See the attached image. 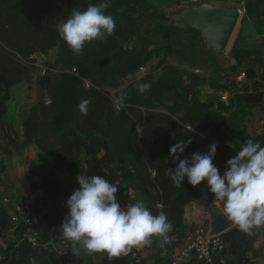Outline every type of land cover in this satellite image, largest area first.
<instances>
[{
    "label": "trees",
    "instance_id": "16d2710c",
    "mask_svg": "<svg viewBox=\"0 0 264 264\" xmlns=\"http://www.w3.org/2000/svg\"><path fill=\"white\" fill-rule=\"evenodd\" d=\"M103 2L0 0V113L10 98L11 87L26 79L31 70L22 61L24 57L33 52L46 54L56 47L55 62L75 68L78 76L70 71L48 72L49 102L40 100L30 107L22 124L24 139L43 150L56 173L64 178L80 175V153H93L90 167H95L98 173L103 160L109 159L116 166L111 177L120 178L121 192L132 191L134 204L143 201L154 216L164 211L174 226L171 233H177L183 227L184 207L198 190L189 184L187 176L183 185L176 187L165 170L175 171L185 158L191 165L193 153L209 154L210 145L216 144L213 163L223 176L229 169L227 161L238 154V147L242 150L248 138L264 143V136L250 134L245 127L244 117L248 114L245 108L250 96L233 95V109H228L224 101L211 100L208 95L200 99L194 88L198 75L192 72L161 66L163 76L154 81L149 72L138 84L150 83L149 91L141 93L137 84L130 85L126 91L118 89L122 77L138 71L156 49L180 52L193 65L197 57L201 61L209 57L203 42L192 52L185 42L180 45L173 36L181 31L199 35L200 32L170 24L161 36L164 44L149 48L150 38L157 35L159 25L140 26L139 16L133 15L137 10L134 0H118L114 6L117 7L111 14L116 23L114 35L105 34L90 44L85 42L83 55L73 54L59 35L58 22L65 23L73 8L85 11L88 5ZM149 31L151 34L147 37ZM238 44V39L234 40L229 51L237 62L258 55L239 48ZM82 78L90 81L89 86L85 87ZM108 88L116 90L114 98ZM121 93H126L127 99L118 107L114 101ZM89 98L87 115H83L78 105ZM155 101L161 102L166 111L157 110ZM188 140L191 143L184 153L178 152L179 159L174 158L170 148ZM236 141L240 142L239 146ZM101 148L104 152L97 159L95 155Z\"/></svg>",
    "mask_w": 264,
    "mask_h": 264
},
{
    "label": "crops",
    "instance_id": "0c3cea01",
    "mask_svg": "<svg viewBox=\"0 0 264 264\" xmlns=\"http://www.w3.org/2000/svg\"><path fill=\"white\" fill-rule=\"evenodd\" d=\"M220 8L241 9L242 6L227 5ZM241 14L233 32V35L236 34L234 40L238 39L239 48L258 53L242 63L249 65L251 71L257 73L260 70L264 74V12L250 10L245 14V10H242ZM231 45L228 46L229 51ZM230 58L236 61L233 57ZM28 85L31 87V80ZM27 90L28 93L22 102H17L16 97H13L12 103L8 99L0 113V126L3 127L2 132L0 131V264H65L61 257V248L65 244L69 246L76 264H132L129 256L114 257L110 260L107 252L89 255L84 251L82 242L75 244V248L80 252L79 255H75L72 242L62 236L60 226L70 214L67 201L73 192L80 188L78 176L76 178L71 175L65 178L59 176L46 153L33 142L23 138L22 120L31 106L40 100H46V96L36 97L29 87ZM258 92V96L250 97L248 100L249 106L245 108L248 114L245 115L244 122L248 116L253 115L255 109L259 110L260 117H264V84L258 88ZM237 94L240 92L232 93L224 89L219 93L217 100H221L222 95L233 98V95ZM5 117L9 119L6 120ZM16 119L21 122L18 123ZM252 129L264 136V120L253 121ZM101 155L102 153L98 157ZM88 165L90 166V162ZM80 175H99L109 182L112 179L104 170L98 173L92 167L86 166L82 167ZM205 183L207 180L197 186L196 196L184 207L182 224L186 232L195 225L209 228L212 220L209 209L212 204L227 218L223 212V202L215 199L210 206H205L201 195ZM23 203L30 204L35 225L40 233L39 244L36 246H30L24 239L25 227L22 222L12 220L15 216L23 215L17 212V206ZM253 231L254 235L248 236L235 224L225 229L221 233L225 241V247L221 252L224 262L215 261L212 264H248L249 261L264 264V228ZM169 236L175 243L164 248L159 246V238L153 237L154 242L150 251L143 255L142 264H167L171 254L177 251L183 241L181 239L175 241L173 233ZM188 264L203 263L192 259Z\"/></svg>",
    "mask_w": 264,
    "mask_h": 264
},
{
    "label": "clouds",
    "instance_id": "9594fccd",
    "mask_svg": "<svg viewBox=\"0 0 264 264\" xmlns=\"http://www.w3.org/2000/svg\"><path fill=\"white\" fill-rule=\"evenodd\" d=\"M109 7V0H104L88 5L85 11L72 9L71 17L59 26L58 32L73 54L83 55L85 42L90 44L105 34H115V20L105 12ZM138 89L144 93L151 89V84H140ZM126 99L127 94L121 93L114 103L122 107ZM90 102V98L84 99L78 105L83 115H87ZM190 143L191 140L177 142L170 154L179 159L177 153H184ZM210 149L209 154L193 153L191 165L187 158L180 160L175 171L167 168L165 175L176 187L183 185L185 176L193 187L207 180L215 199L223 202L227 218L252 236L254 229L264 228V147L248 138L242 150L227 161L229 169L223 176L213 163L216 144L210 145ZM77 179L80 188L68 199L70 214L60 226L62 236L72 242L75 255L80 254L75 248L77 242H82L89 255L107 252L110 260L128 256L133 248L151 246L153 237L159 238L161 248L172 243L169 234L174 226L164 211L154 216L143 201L122 211L116 200L115 183L99 175H78Z\"/></svg>",
    "mask_w": 264,
    "mask_h": 264
},
{
    "label": "rangeland",
    "instance_id": "374dc122",
    "mask_svg": "<svg viewBox=\"0 0 264 264\" xmlns=\"http://www.w3.org/2000/svg\"><path fill=\"white\" fill-rule=\"evenodd\" d=\"M213 2V3H212ZM110 7L105 10L107 15H111L117 7H114L115 5L118 4V0H109ZM213 4L214 7L220 8V7H227L229 6H242V10H245L248 13L250 10L252 12H264V0H221L219 2H215L214 0H198L195 4L200 5V4ZM192 3L191 0H134V5L136 6L137 10L136 12L133 13L135 16L134 18H140V26L149 28L150 26H155L159 25V29L157 30V35L153 34L150 38V45L149 48L152 46H157L160 44H164L161 40V36L166 32V26H168L169 22V17L168 14L172 12L176 8H181V7H188ZM112 6V7H111ZM241 16H244V14ZM63 21L58 22V26L63 24ZM149 25V26H148ZM238 28V27H237ZM238 30V29H237ZM178 32V31H177ZM151 32L147 34V37H149ZM234 34V33H233ZM201 35V34H200ZM199 34L195 33H190V32H178L174 36L175 39L179 41L180 45L184 44L186 47L190 48L193 52V50L197 49L198 46L201 45L203 42V38L201 40ZM202 37V36H201ZM236 34L232 35L231 38V43L235 39ZM103 38V37H101ZM186 40V41H183ZM229 45V47H230ZM206 47V46H205ZM207 48V47H206ZM208 49V48H207ZM209 50V51H208ZM206 50L204 48V51L206 54L209 56L207 61H201L199 57H197V62L196 64H191V62L186 59L184 60L180 54V52H177L175 50L173 51H166L164 49H156L154 52H152L148 57L147 61L139 68L138 71H136L133 74H128L125 77H122L120 80V86L118 87L119 90L126 91L128 90L130 85L134 84H139L142 78H145L147 73L151 72L154 78V81L158 78L163 76L164 70H162L161 66H170L172 68H175L180 71H186V72H192L195 75H198V81L195 83L194 88L195 90H198V95L200 99L206 98L208 95L211 100H217L219 93L221 91H224V89H228L229 92L232 93H239L242 96H258V88L261 87V85L264 84V74L261 73L260 70H258L257 73L255 71H251L249 65H245L244 63L237 62L232 60L230 58L229 53V48H227L223 52H216L214 50L208 49ZM31 54H35L37 56V60L35 61V64L38 66L30 65L31 70L27 74V78L18 82L17 84L13 85L10 89V101L14 100L13 97L18 98L17 102H22L23 97L25 96L26 93H28L27 88L31 89L32 93L36 96L42 98L46 96L45 102H49V93H48V72L53 71H70L71 73L75 74L78 76V71L75 69V71H72V68H67L64 66H61L55 62L57 51L56 47H53L52 49H49L46 54H43L41 52H33ZM29 54V55H31ZM27 55V56H29ZM25 56L24 58H27ZM166 58L165 61L159 62L161 58ZM201 57V56H200ZM40 68L45 69V73L41 72ZM84 80V85L85 87L89 86L90 81L86 78H82ZM29 80H31V87L28 85ZM186 82V80H185ZM189 84L188 80L186 82ZM196 86V87H195ZM108 93L110 96L114 98L115 96V91L112 88H108ZM27 96V95H26ZM8 102V103H9ZM173 102V101H172ZM12 103V102H11ZM155 107L159 111H166V109L163 107V105H160L161 102L157 103V101L154 102ZM174 103V102H173ZM259 104V103H257ZM14 105V104H13ZM177 105V104H176ZM180 105V104H179ZM246 106L247 105L246 103ZM16 107V106H15ZM1 110V109H0ZM11 110V109H10ZM17 110V108L15 109ZM117 110V108H116ZM259 110H254L252 116H248L244 122L245 127H247V130L250 134H257L255 131H253V121L255 120H264V117H260V113L258 112ZM16 115V111H15ZM19 116V115H18ZM6 120L9 118L5 117ZM4 119V120H5ZM17 120V119H16ZM18 123L20 120H17ZM21 122V121H20ZM23 123V120H22ZM186 128H189L187 124H185ZM0 126V131L2 132ZM24 138V134H23ZM234 142V141H233ZM230 142H227L229 144ZM237 145L239 146L240 142L236 141ZM232 144V143H231ZM261 145H264L263 142H260ZM233 145V144H232ZM241 150L240 147H238V152ZM104 152L103 149L101 148L99 151L96 153L97 159L99 158V154ZM93 153L88 152L86 155L85 154H79V159L82 167L86 166L89 167L88 162H91L93 159L90 158V155ZM99 161V160H98ZM104 165H100L102 170H104L107 174L108 177L111 176L112 170L115 169V164L110 163L109 159H104ZM110 165V166H109ZM95 167L92 166V169ZM112 178V177H111ZM114 180L111 179L110 182ZM113 182V181H112ZM129 192V190H127ZM126 194L121 192L120 189V196H125ZM117 197V196H116ZM200 226V225H197ZM195 226H192V229L195 228ZM191 229V230H192ZM191 230H188L186 232L185 228L182 227L180 229H177V233H173L174 240L176 241L177 239L183 240V238L191 232ZM175 242L173 241L172 244Z\"/></svg>",
    "mask_w": 264,
    "mask_h": 264
},
{
    "label": "built area",
    "instance_id": "2783aa9c",
    "mask_svg": "<svg viewBox=\"0 0 264 264\" xmlns=\"http://www.w3.org/2000/svg\"><path fill=\"white\" fill-rule=\"evenodd\" d=\"M192 3H196L198 0H191ZM241 14L242 9L237 8ZM37 60L35 54H31L24 58L22 61L28 65H34ZM38 67V66H37ZM41 72L45 73L44 68H40ZM75 71V68L71 69ZM86 85V84H85ZM221 100L226 101L227 96L222 95ZM118 187V192L115 194L118 198V202L122 207V211H127L129 205L134 204L133 192L129 190L125 196H120L121 180L119 177L114 178L113 182ZM17 212L23 213L21 217L15 216L12 218L14 221H20L25 227L24 239L30 246H36L39 244L40 233L35 225L32 215V209L29 203H23L17 206ZM225 247V241L221 234H209V231L204 226H196L189 232L182 241V244L176 252L171 254L167 264H188L192 259L201 262L203 264H212L215 261L224 262V258L221 255ZM151 246H145L143 248H133L132 253L128 256L132 264H142V257L146 252H149ZM61 257L65 264H76L74 261L71 250L68 245H63L61 248ZM4 258V257H3ZM248 264H255L253 261H249Z\"/></svg>",
    "mask_w": 264,
    "mask_h": 264
},
{
    "label": "water",
    "instance_id": "95a60500",
    "mask_svg": "<svg viewBox=\"0 0 264 264\" xmlns=\"http://www.w3.org/2000/svg\"><path fill=\"white\" fill-rule=\"evenodd\" d=\"M168 17L170 25L179 29L200 32L203 43L208 49L223 52L230 44L233 32L240 18V12L237 8H217L212 4L197 5L193 3L188 7L174 9L168 14ZM224 104L228 109H233V98L229 97L224 101ZM201 195L207 207L215 200L214 194L211 193L207 183L204 184ZM209 210L212 216L208 228L209 234H221L225 229L234 224L222 215V212L217 211L213 204Z\"/></svg>",
    "mask_w": 264,
    "mask_h": 264
}]
</instances>
